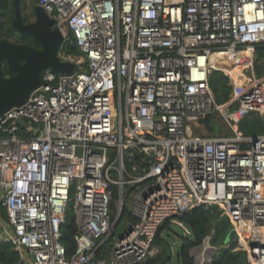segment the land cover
<instances>
[{
    "label": "built area",
    "instance_id": "1",
    "mask_svg": "<svg viewBox=\"0 0 264 264\" xmlns=\"http://www.w3.org/2000/svg\"><path fill=\"white\" fill-rule=\"evenodd\" d=\"M37 6L63 43L71 34L79 54L65 55L61 45L57 57L71 73L43 69L40 85L0 115V208L8 218H0V245L14 247L17 264H139L158 254L153 240L165 222L189 235L171 219L216 206L247 264H264V132L236 129L250 112L264 124V82L251 87L264 79L253 70L256 50L264 51V0ZM248 52L247 89L231 103L245 102L223 112L209 77L232 78L213 56ZM214 113L232 133L193 134ZM70 204L76 231L68 257L60 239ZM201 245L200 256L213 253L200 264H212L210 235Z\"/></svg>",
    "mask_w": 264,
    "mask_h": 264
},
{
    "label": "trees",
    "instance_id": "2",
    "mask_svg": "<svg viewBox=\"0 0 264 264\" xmlns=\"http://www.w3.org/2000/svg\"><path fill=\"white\" fill-rule=\"evenodd\" d=\"M38 0H32V6L29 5L28 0H21V15L24 24L30 23L33 19V10L37 5ZM13 0H4L0 7V41L7 40L14 44L26 45L35 49H41L40 45L34 42L33 38L27 35H20L13 27L12 22L14 18ZM28 8H31L27 10ZM72 41L71 34L68 33V39L62 44V52L65 55L78 56L79 51ZM258 60L264 59V51L262 49L256 50ZM261 75L260 70L257 71ZM232 74V73H231ZM4 77H11L13 73L6 68L3 71ZM209 86L217 104L222 105L221 108L228 107V103L235 101L236 95L232 94L228 101L229 94L232 89L229 86L227 75L222 71H213L209 77ZM234 107V106H233ZM232 107V108H233ZM211 117L208 116L199 123H203L212 130ZM263 120L257 115H246L241 118L236 129L245 136H255L264 132ZM1 218L7 220L6 211L0 208ZM126 216L123 213L120 221ZM223 213L218 207L200 206L190 211L184 212L175 216L173 219L182 224L188 231L189 235H183L180 243L177 245L176 251L165 243L161 237L163 230H169V223L165 222L157 231L153 240V246L158 248V254L154 257L148 258L139 264H195L191 257V250L200 246L202 240L210 235V245L215 248V253L212 258V264H247L246 253L236 250V242L233 240L225 243L226 237L232 230V226L228 220L223 221L219 225L217 222L222 218ZM61 244L65 248L67 256L73 254L75 250L74 234L76 225L74 215L71 209V204L65 214V223L62 226ZM99 258L96 256V259ZM19 262V254L11 244L5 243L0 245V264H17Z\"/></svg>",
    "mask_w": 264,
    "mask_h": 264
},
{
    "label": "water",
    "instance_id": "3",
    "mask_svg": "<svg viewBox=\"0 0 264 264\" xmlns=\"http://www.w3.org/2000/svg\"><path fill=\"white\" fill-rule=\"evenodd\" d=\"M4 0H0V7ZM14 18L12 27L20 34L33 38L41 49L14 44L7 40L0 41V115L12 106H20L25 97L40 85L39 75L45 68L64 75L71 73L72 65L61 63L57 52L63 43L60 31L52 28L50 20L37 6L33 10L34 21L24 24L21 15V0H13ZM257 60V58H255ZM3 67L13 73L11 77L3 76ZM227 220L223 215L217 225ZM236 233L232 229L225 243L234 240Z\"/></svg>",
    "mask_w": 264,
    "mask_h": 264
},
{
    "label": "rangeland",
    "instance_id": "4",
    "mask_svg": "<svg viewBox=\"0 0 264 264\" xmlns=\"http://www.w3.org/2000/svg\"><path fill=\"white\" fill-rule=\"evenodd\" d=\"M29 5L32 6V0H28ZM37 7V5L35 6V8ZM31 8H28L27 10H29ZM34 21V16L33 19L30 20V22ZM66 31V30H65ZM11 42V41H10ZM12 43V42H11ZM225 57V56H224ZM252 55L251 53H242V57L240 58V61L238 64H236V69L232 72V74H230L232 81H229V86L231 92L229 94V98L228 101L230 100V96L232 94H235L236 91H238L237 88V82L241 85L240 87H244L245 85H247L245 82H247V78L250 77L251 75V69L248 67L250 65H252ZM253 70L254 73L257 77H261L263 76V72H264V59L258 60L256 61V63H254L253 65ZM258 70H260L262 72L261 75H258ZM253 82V81H251ZM246 88V86L244 87ZM243 92V91H242ZM245 102V100L243 98H240L238 101L234 102V103H228V110L231 112V105H234L233 110L236 111L238 110L241 105ZM225 104V103H224ZM223 104V105H224ZM256 105H250V108H254ZM253 114L254 112H250V113H245L244 115H250ZM211 127L212 130H209L208 127L206 125H204L203 123H199L198 126H192L193 127V134L196 135H203V136H214V137H225V136H229L232 133L231 127L223 120L222 116L220 115V113H214L211 116ZM230 125H233L232 123H230ZM174 221L175 219H171V222ZM169 230H163L161 232V237L163 239V241L167 244H169V246L173 249V251H176L177 245L180 243L181 238L183 237V235H187L183 229L177 225H174L172 223H169ZM124 228V224L123 222L120 223L119 226V232L121 234V232L123 231ZM203 246L200 245L194 249L191 250L190 254L191 257L194 259L195 264H197V261L199 260V256L200 253L202 251ZM213 251L212 249L208 248L207 251L204 254V260L205 261H209L211 260V255H212ZM196 257V259L194 258ZM175 264V263H173Z\"/></svg>",
    "mask_w": 264,
    "mask_h": 264
},
{
    "label": "bare ground",
    "instance_id": "5",
    "mask_svg": "<svg viewBox=\"0 0 264 264\" xmlns=\"http://www.w3.org/2000/svg\"><path fill=\"white\" fill-rule=\"evenodd\" d=\"M236 54V53H235ZM239 54H242V53H239ZM232 55L234 54H216L213 56V65L219 67V68H224L225 70L229 71L230 73H232L235 69V60H236V57L237 56H233L231 57ZM224 56H229V57H224ZM264 80H258V79H255V81H253V83H251V87L254 88L256 85H261L263 84ZM248 85V84H247ZM245 85V86H247ZM247 88H245V90H243V92L246 91ZM242 92V91H241ZM242 94V93H240ZM240 94H236V98H238L240 96ZM223 112H227V107H225L224 109L221 108ZM263 111V109H262ZM264 113V111H263ZM264 115V114H263Z\"/></svg>",
    "mask_w": 264,
    "mask_h": 264
},
{
    "label": "crops",
    "instance_id": "6",
    "mask_svg": "<svg viewBox=\"0 0 264 264\" xmlns=\"http://www.w3.org/2000/svg\"><path fill=\"white\" fill-rule=\"evenodd\" d=\"M233 56H237L236 57V62H235V66H236V64H238L239 63V61H240V58L242 57V54H234V55H232L231 57H233ZM225 57H229V56H225ZM235 69H236V67H235ZM234 69V70H235ZM261 80H264V79H261ZM245 87V86H244ZM244 87H242L243 88V90H245V88ZM242 88H241V91H243L242 90ZM240 93H242V92H240ZM236 95V94H235ZM241 95V94H240ZM0 218H1V215H0ZM3 219V218H2ZM5 220V219H4ZM200 258H199V260L197 261V264H200L201 263V261H203L204 260V258L202 257V256H199ZM195 259H196V257H194Z\"/></svg>",
    "mask_w": 264,
    "mask_h": 264
},
{
    "label": "flooded vegetation",
    "instance_id": "7",
    "mask_svg": "<svg viewBox=\"0 0 264 264\" xmlns=\"http://www.w3.org/2000/svg\"><path fill=\"white\" fill-rule=\"evenodd\" d=\"M30 23H32V22H30ZM5 68H6V67H3V71H4Z\"/></svg>",
    "mask_w": 264,
    "mask_h": 264
}]
</instances>
